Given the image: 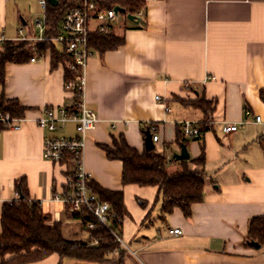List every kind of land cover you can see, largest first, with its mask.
Returning a JSON list of instances; mask_svg holds the SVG:
<instances>
[{"label": "crops", "instance_id": "0c3cea01", "mask_svg": "<svg viewBox=\"0 0 264 264\" xmlns=\"http://www.w3.org/2000/svg\"><path fill=\"white\" fill-rule=\"evenodd\" d=\"M11 1L0 0V40L11 32ZM146 5L139 24L128 18L115 22L113 33L125 44L105 53L94 50L84 71V99L99 118L86 137L84 166L91 181L123 191L128 212L123 238L130 248L124 264H264L262 249L243 245L249 221L264 217V124L253 120L259 115L264 121V0H148ZM24 33L18 29L14 40L39 35ZM33 58L35 62L8 63L0 85V95L27 108L15 123L19 128L0 124V216L6 203L18 200V182L24 180L31 199L40 202L51 224L63 222L65 233L79 223L54 196L63 193L74 165L45 159L43 145L46 138L78 133L72 122L50 132L37 121L46 109L71 108L74 94L63 65L51 69L50 52ZM199 95L216 102L212 130L187 145L191 158L205 152L204 200L192 206L190 218L175 209L163 221L158 187L123 185V163L108 159L99 145L111 146L113 136L124 135L142 153V128L156 125L155 147L170 161L181 150L176 144L179 125L204 119L202 111L182 101ZM245 109L253 114L248 124H242ZM228 124H238L237 131L226 132ZM169 150L174 153L166 154ZM170 167L172 172L180 169L174 163ZM172 228L182 233L170 235ZM62 263L52 255L33 264Z\"/></svg>", "mask_w": 264, "mask_h": 264}, {"label": "trees", "instance_id": "16d2710c", "mask_svg": "<svg viewBox=\"0 0 264 264\" xmlns=\"http://www.w3.org/2000/svg\"><path fill=\"white\" fill-rule=\"evenodd\" d=\"M41 1V0H39ZM46 1L45 18L46 30L44 35L50 40L19 39L3 40L0 46V85L5 83V69L8 63H25L31 58H44L48 52L51 54V69L63 65L65 69L66 85L76 83L77 73L73 71L74 58L62 47L59 48L52 39L58 32L59 24L64 15L73 9L80 0H57L53 6L50 0ZM101 9L109 10L114 6H120L127 13L137 16L138 12H146L145 0H96ZM125 44L123 37L112 33L101 35L97 31L90 34L89 46L100 53L113 51ZM260 96L264 102V90ZM78 99L77 92L74 95V104ZM185 106L202 111L203 121L199 122L204 133L212 130L208 123L213 120V112L216 108L214 100H207L204 95H199L196 100H182ZM74 105L71 107L73 108ZM27 108L21 106L15 99H8L4 94L0 95V113H9L14 118H23ZM179 133L176 144L186 146L190 142L183 135L182 126L179 125ZM150 129L151 133H157L156 125H146L143 133ZM110 160H119L123 163L121 181L123 185L135 184L142 187H158L161 194L162 208L160 218H167L175 209H180L186 218L192 215V206L203 202L207 174L204 169L206 164L205 152L198 158H190L188 161H177L174 157L169 161L164 153L155 147L152 151L140 153L131 147L124 135L116 138L113 136L112 145H99ZM169 146L167 145V148ZM62 161L71 162L72 157L67 156ZM61 161V162H62ZM178 164L179 171L169 170L170 165ZM203 167L198 170L192 168ZM90 190L103 202H109L112 210L119 217L128 215L124 203L123 191H112L101 187L93 181H89ZM19 200L6 203L1 213L0 226V264H33L57 255L62 259H73L85 264H124L129 251L122 247L110 230L104 227L87 210L71 214L67 207V213L72 219H81L80 227L88 233L87 242H75L64 236L65 224L63 222L50 223L51 217L46 215L39 201L30 197L24 180L18 182ZM68 190V186L63 192ZM150 216L147 217L149 220ZM93 223L94 227L89 228ZM115 228L123 237V223L112 221ZM93 240H98L95 244ZM251 242H257L264 251V217H255L249 221L248 233L243 245L251 247Z\"/></svg>", "mask_w": 264, "mask_h": 264}, {"label": "built area", "instance_id": "2783aa9c", "mask_svg": "<svg viewBox=\"0 0 264 264\" xmlns=\"http://www.w3.org/2000/svg\"><path fill=\"white\" fill-rule=\"evenodd\" d=\"M145 2L147 4L148 0H145ZM40 3L45 9L46 1L41 0ZM116 7L120 6H114L106 10L99 8L96 0H80L78 5L64 15L59 24L58 32L52 41L60 45V47L65 49L74 58L72 69L77 73V81L74 84L71 83L67 85V87L74 95L77 92L78 99L73 108L62 107L46 109L37 123L41 129L55 132L60 124L72 122L75 123L78 133V136L73 138L49 137L44 141L43 157L45 159L53 162H61L69 155L72 157L71 162L74 165V169L67 183L68 190L63 193H56L54 199L63 202L66 207H68L71 214L80 213L83 210L89 211L100 224L110 230L122 247L130 251L129 245L125 242L124 238L115 228H112L113 220L121 224L125 219L119 217L118 214L112 210V206L109 202L101 201L99 197L90 190V176L86 172L84 166L86 137L99 122L97 114L87 106L84 99V71L88 59L93 55L94 51L89 46L90 34L93 31H97L101 35H111L113 33V26L115 22L119 20L120 15L127 18V14H129L127 12L117 13L115 11ZM144 15L145 12L140 11L136 17L139 18L141 22ZM92 21L96 22L97 25L93 27L91 25ZM34 26L39 34L35 39L41 41L50 40L49 37L44 35L46 30L45 17L44 19H36ZM21 39H26V37H22ZM2 41L3 39L0 40V42ZM31 61L35 62L36 58H31ZM155 98L161 103L164 102L161 96H156ZM163 104L165 105L166 111H170L169 105L165 102ZM244 114L245 119L242 124L251 123V118L253 117L251 110L245 109ZM21 120L22 118H14L9 113H0V124L19 128L15 123ZM253 120L254 123L264 124V121L259 115H256ZM208 124L212 125L213 121H210ZM181 126L183 135L187 139H200L204 134L198 122L186 120L181 123ZM237 129L238 124H228L225 128L228 133L235 132ZM153 141L155 143L159 141L157 133L153 135ZM75 220L79 224L82 223L81 219ZM93 227L94 224L90 223L89 228ZM181 233L182 231L178 228L169 229L170 235L178 236ZM97 242L98 240H93V243L96 244Z\"/></svg>", "mask_w": 264, "mask_h": 264}, {"label": "rangeland", "instance_id": "374dc122", "mask_svg": "<svg viewBox=\"0 0 264 264\" xmlns=\"http://www.w3.org/2000/svg\"><path fill=\"white\" fill-rule=\"evenodd\" d=\"M8 11V26L7 28L11 30L10 34H7V40H14L17 37L18 29H23L25 31L24 36H28V32L30 31L32 34L35 33L38 35V31L33 30L34 22L36 19H44L45 17V9L41 5L39 0H13L9 4ZM123 15H120V20L124 19ZM119 25V23H118ZM35 27V26H34ZM12 35V36H9ZM60 48V45H58ZM157 149L162 152L158 147ZM165 154V152H162ZM174 153V151H167L166 154L170 155ZM171 168V167H170ZM155 222V221H154ZM155 224L151 225V230H153ZM69 232H65L64 235L67 239L75 241V242H87L88 233L81 229L79 226H71L68 228ZM78 231L77 234H74ZM74 232V233H73ZM86 237V238H85ZM62 264H80L78 261L73 259H63Z\"/></svg>", "mask_w": 264, "mask_h": 264}, {"label": "water", "instance_id": "95a60500", "mask_svg": "<svg viewBox=\"0 0 264 264\" xmlns=\"http://www.w3.org/2000/svg\"><path fill=\"white\" fill-rule=\"evenodd\" d=\"M50 3L53 6H56L58 4L57 0H50ZM115 11L117 13L118 12L126 13V10L124 8H122V7H116ZM127 18H128V20H130L131 22H134L136 24L140 23V19L137 18L136 16L132 15V14H127ZM144 135H145V150L146 151L154 150L155 149V142L153 141V134L151 133L150 129L147 128V130L145 131ZM174 158L177 161H188L191 158L190 153L188 151V148H187V146L185 144L181 145L180 152L175 153L174 154ZM250 245H251L252 248H255L257 250L261 249V245L259 243H257V242H251ZM79 263L80 264H85V263H82V262H79Z\"/></svg>", "mask_w": 264, "mask_h": 264}]
</instances>
